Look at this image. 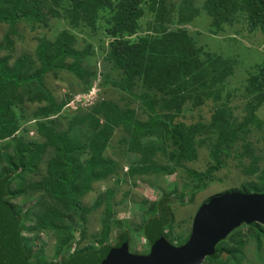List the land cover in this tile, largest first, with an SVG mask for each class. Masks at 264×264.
Segmentation results:
<instances>
[{
	"label": "trees",
	"instance_id": "trees-1",
	"mask_svg": "<svg viewBox=\"0 0 264 264\" xmlns=\"http://www.w3.org/2000/svg\"><path fill=\"white\" fill-rule=\"evenodd\" d=\"M199 1L210 20L208 30L212 34L222 32L225 26H231L239 19H243L250 30L264 32V0H181L176 15L171 19L175 8H170L167 0H0V25H6L11 30H15L18 22L48 27V17L54 16L63 25L64 21L67 22L70 29L72 26H83L93 31L97 16L106 14L109 19L108 35L115 40L108 49V58L121 80L118 86L138 103L136 108L142 107L146 116L145 121L140 122L134 117L135 109L120 112L111 104H102L95 108L100 120L88 117L94 122L89 135L82 136L83 140L79 135H82L79 123L85 116L72 118L65 132H59L55 121H42L37 124V134L43 144L38 146L32 143V147L23 145L21 149L16 148L13 157L6 158V165L0 168V203L9 209L16 221L26 264L38 258L41 251L33 255L21 237L23 218L34 219L31 229L35 233L66 232V236L58 241V253L64 250L72 239L65 229L70 213L81 215L84 210L80 204L81 198L91 191L94 183L115 174L117 167L105 157V152L116 131L121 132L120 142L127 154L136 157L135 164L128 168L131 177L157 176L182 170L184 163L195 161L198 149L206 148L212 165L203 174L186 172L197 186L193 190L206 187L221 169L223 153L249 134L248 128L254 125L257 112L264 107V64L255 67L249 83L240 93L246 100L245 116L237 123L229 107V97L222 99L228 78L232 75L230 63L205 52L197 38L185 28L198 16L195 4ZM143 6H146L154 23L136 42L125 41L140 33L139 23L145 15ZM57 10L62 14H58ZM171 26L182 27L170 29ZM73 39L69 32L63 31L53 38L39 40L35 50L39 68L34 71L27 67L26 56L19 57L12 67L0 60V141L10 138L16 130L2 117L12 105L7 93L19 92L26 85L32 87L36 83L43 90L45 75L61 71L74 75L86 89L90 87L91 81L88 79L94 76L83 71L81 65L89 52L75 51ZM12 47L11 42L5 40L2 49ZM22 67H25L24 73L21 72ZM209 103L214 106V113L208 123L190 126L175 123L184 113L201 109ZM63 106L50 98L47 107L34 116L41 114V120L50 119L57 116ZM244 130L247 131L243 133ZM244 152L253 156L251 145H246ZM26 154L30 159L26 160ZM44 156L48 157L44 177L33 186L31 183H21V177L37 172V164ZM252 162L256 165L257 160L253 159ZM261 180L244 184L240 192L264 194V173ZM14 182L20 184L18 191L11 189ZM189 187L190 184L183 189L181 199L187 196ZM29 191L38 193L37 199L22 215L9 201ZM194 192L188 193V202H191ZM110 194L107 192L102 201L106 200L109 204ZM172 201L171 195H164L150 205L144 238L147 239V229L153 221L159 222L162 227L172 225L169 210ZM105 217L102 237L95 243L99 250L112 248L108 244L110 233L117 229V224H121L114 221L110 210L106 211ZM244 227L260 248L264 228L254 224ZM31 229L28 231L31 232ZM129 236L126 231L119 233L115 245L121 243L124 237L130 240ZM242 237L244 235L238 228L217 245L214 255L206 258V262L240 264L239 260L244 259L240 249ZM95 251L94 247H87L72 257L79 258ZM63 258L62 255L59 264L71 263Z\"/></svg>",
	"mask_w": 264,
	"mask_h": 264
},
{
	"label": "rangeland",
	"instance_id": "rangeland-1",
	"mask_svg": "<svg viewBox=\"0 0 264 264\" xmlns=\"http://www.w3.org/2000/svg\"><path fill=\"white\" fill-rule=\"evenodd\" d=\"M180 3L181 0H167L170 8H175L170 19L176 15V8L179 7ZM201 5L200 1L195 4L199 11L198 16L193 23L186 25L185 28L197 38L199 46L205 52L230 63L232 75L228 78L227 88L222 99L229 97L232 115L235 121L239 123L245 116L244 105L246 100L241 95L243 88L249 83L250 75L255 72V67L264 64V32L258 29L250 30L244 20L238 18V22H234L231 26H225L222 32L212 34L208 30L210 20ZM142 10L145 15L139 23L140 33L124 39L125 41L136 42L137 38L144 37V33H147L154 23L151 22L152 17L149 16L146 6H143ZM46 12L45 9L44 13ZM58 14L61 15L62 12L58 11ZM48 21V27L18 22L15 30H11L6 25H0V60L6 61L8 66L12 67L19 57L26 56L28 59L27 67L34 71L39 68L35 54L39 40L44 37L50 39L56 34L67 31L74 38L73 48L75 51L89 52L85 60H82L81 65L83 71L94 77L88 79L91 83L90 87L86 89L71 73L67 71L52 72L43 78V87L41 88L43 90H40L36 83L32 84V87L26 85L19 92L7 93V98L12 100V105L4 114H1L3 120L7 121L12 128L15 127L16 130L10 138L0 141V168L6 165L7 157L14 156L16 148L20 147L21 149L23 145L31 146L32 143L38 146L43 144V140L37 134L39 122L55 121L59 132H65L68 130L67 125L72 118L85 116L86 118L80 119L79 123V129L82 133L79 135L83 140L82 136L89 135L94 122L88 117L100 120L99 114L95 113V108H99L102 104H111L120 112L135 109L134 117L138 121L144 122L146 119L141 110L142 107L136 108L138 103L118 86L121 80L113 68V62H109L108 49L115 40L108 35V16L103 13L97 16L93 31L83 26H72L70 29L67 22L64 21L63 25L62 22L55 20L54 16H49ZM181 27L171 26L170 29ZM5 40H9L13 47L8 50L2 49ZM24 69L25 67H22V73H24ZM238 90L239 92H237ZM50 98L54 99L56 104L64 105L61 112L50 119L41 120V114L35 117L34 115L40 112V109L47 107ZM213 113L214 106L209 103L201 109L184 113L175 123L186 126L208 123ZM258 124L259 128L256 127ZM248 130L249 134L242 141L223 153L220 158L222 167L213 175L212 181L206 184V187L195 190L193 189L197 186L186 172L203 174L212 165L206 148L198 149L195 161L184 163L182 170L157 176L131 177L128 175V168L135 164L136 157L127 154L120 142L121 132L116 131L112 139L109 140V147L105 152V157L117 167L115 174L104 181L94 183L91 191L81 198L80 204L84 209L81 215L70 213L65 229L71 234L72 239L64 250L58 253V241L66 236V232L45 231L35 233L31 229L34 219L23 218L24 231L21 237L25 239L33 255L41 251V255L31 260L30 263L59 264L62 255L63 259L73 262L78 257L72 256L87 247H94L96 251L99 250L95 243L102 237L103 220L106 218L107 210L111 211L116 223H121L117 224V229L110 233L108 244L111 246L116 235L126 231L131 238L129 253L144 257L142 256L145 245L143 228L146 225L145 222L149 220L147 212L150 205L164 195H171L173 200L169 205L172 225L166 230V234L172 243H183V240L190 235L198 209L209 198L225 192H240L244 184L262 181L261 176L264 173V107L257 112L256 122ZM246 131L244 130L243 133ZM248 144L251 145L253 151L251 157L244 152V147ZM26 155V160L30 159L28 158L29 154ZM47 158L44 156L41 163L37 164V172L34 175L21 177V183L24 185L31 183L33 186L39 182L45 175ZM253 159L257 160L256 165L252 162ZM249 170L251 171L250 174L248 173ZM254 172L256 174L252 175ZM189 184L190 187L186 190L187 196L181 199L183 189ZM19 185L14 182L11 189L18 191ZM193 191L195 192L192 194V200L188 202L190 197L188 193ZM107 192L111 193L109 204L106 203V200L105 202L102 201ZM37 194L29 191L26 195L10 200L9 204L15 210L21 211L23 215L27 208L34 204ZM28 229H31V232ZM240 231L244 235L242 237L243 245L240 244L244 259H240L239 263L264 264V240L261 239V247L258 248L254 238L248 235L246 227H240ZM203 264L208 263L205 260Z\"/></svg>",
	"mask_w": 264,
	"mask_h": 264
},
{
	"label": "water",
	"instance_id": "water-1",
	"mask_svg": "<svg viewBox=\"0 0 264 264\" xmlns=\"http://www.w3.org/2000/svg\"><path fill=\"white\" fill-rule=\"evenodd\" d=\"M264 228V194L225 192L209 198L198 209L190 237L181 248L166 242L162 225L153 221L147 239L153 243L149 257L131 255L128 238L116 248H104L82 255L68 264H203L220 242L241 226ZM0 264H26L20 233L9 209L0 203Z\"/></svg>",
	"mask_w": 264,
	"mask_h": 264
},
{
	"label": "flooded vegetation",
	"instance_id": "flooded-vegetation-1",
	"mask_svg": "<svg viewBox=\"0 0 264 264\" xmlns=\"http://www.w3.org/2000/svg\"><path fill=\"white\" fill-rule=\"evenodd\" d=\"M146 226V225H145ZM168 227L169 226H163L162 227V234H163V237L165 238V240H166V242H168V244L169 245H171V246H173L174 248H181V247H183L185 244H186V242L188 241V239H189V237H190V235L188 236V238L187 239H184L183 240V243H181V244H174V243H172L171 242V239L168 237V235L166 234V230L168 229ZM145 232H146V230H145V227L143 228V233L145 234ZM144 234H143V236H144ZM190 234H191V232H190ZM116 242H117V240H116ZM122 242V241H121ZM121 243H119L117 246L115 245V240H114V243L111 245L112 246V248H116V247H118L119 245H120ZM144 253H143V255L142 256H144V257H149L150 255H151V252H152V245H153V243H151L149 240H147L146 238H144ZM116 246V247H115ZM131 246V238H130V240H128V252H129V247ZM133 255V254H132Z\"/></svg>",
	"mask_w": 264,
	"mask_h": 264
}]
</instances>
